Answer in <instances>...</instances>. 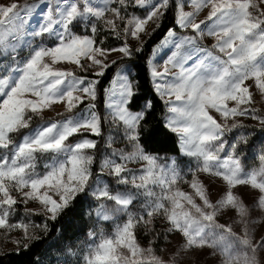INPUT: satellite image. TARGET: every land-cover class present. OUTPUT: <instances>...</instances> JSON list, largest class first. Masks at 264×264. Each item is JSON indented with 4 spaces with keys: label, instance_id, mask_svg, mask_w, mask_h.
<instances>
[{
    "label": "snow or ice",
    "instance_id": "1",
    "mask_svg": "<svg viewBox=\"0 0 264 264\" xmlns=\"http://www.w3.org/2000/svg\"><path fill=\"white\" fill-rule=\"evenodd\" d=\"M40 2L43 9L16 3L0 6V60L11 58V63H0V229L22 230L25 240H35L29 233L30 221L10 222L18 203L36 201L54 221L84 195L95 202L96 225L78 251L68 250L77 256L78 264H169L155 254L153 241L147 248L139 242L138 229L152 231L157 217L167 222L169 233L183 237L181 247L170 257L171 264H178L182 251L192 249H210L209 256H220L219 264H261L258 253L264 251V236L253 243L250 225L257 221L249 219L252 209L233 190L247 186L257 191L254 206L264 211V142L249 166L239 154L248 136L231 143L224 137L245 127L235 118L250 112L264 132V117L247 107L253 95L251 85L245 86L252 80L264 94V9L256 0H188L193 10L184 11V0H176L177 26L190 28L194 35L178 37L169 29L146 62L154 91L168 113L164 126L177 135L179 154L189 158L185 175L191 174L192 179L188 181L175 158L162 164L158 155L146 150L143 139L151 132L146 119L152 102L147 100L133 110L139 86L132 66L117 67L104 88L103 115L96 105L99 78L118 64L108 61V55L114 51L129 59L133 55L127 42L104 48L98 33L111 31L119 37L120 21L123 34L139 40L149 22L160 26L170 0L155 4L152 0ZM129 7L151 10L145 17L125 15ZM205 8L210 9L208 16L197 23ZM78 26L80 32L75 30ZM205 34L215 38L212 49L219 54L200 48L198 41ZM164 47L173 50L163 71H158L154 61ZM25 49L28 55L21 58L19 53ZM142 50L141 45L135 52ZM200 51L203 57L196 55ZM85 60L90 62L87 66ZM65 62L84 72L98 69L93 73L96 79L57 67ZM85 101L84 110L74 113ZM61 103L70 115L43 119L46 110ZM212 110L223 123L210 114ZM36 118L40 121L34 125ZM104 124L127 142L126 148L112 147L116 143L112 133L103 149L97 139L84 135L102 137ZM77 136L81 138L74 139ZM38 157H47L43 172L37 171ZM130 164L141 167L133 169ZM198 173L219 178L226 186L215 202ZM182 181L189 184L191 193L180 188ZM228 210L235 211L238 219L233 223L240 224V233L231 224L217 222L218 215ZM105 224H111V232H106ZM12 242L25 251L30 248L21 240ZM32 264L42 262L33 257ZM63 264L70 261L65 259Z\"/></svg>",
    "mask_w": 264,
    "mask_h": 264
},
{
    "label": "trees",
    "instance_id": "2",
    "mask_svg": "<svg viewBox=\"0 0 264 264\" xmlns=\"http://www.w3.org/2000/svg\"><path fill=\"white\" fill-rule=\"evenodd\" d=\"M148 12L147 8L129 7L125 15L134 14L139 17H145ZM108 16L111 18L110 13ZM117 23L120 24L121 28L119 37L111 31H101L97 35V40H103L104 43L102 46L106 49L118 48L122 46L124 42H127L128 35L125 36L122 32L123 22L118 21ZM169 29H178L176 24L175 0H170V6L162 17L160 26L157 28L155 24L143 41L131 47L133 49L131 59L124 56L116 58L115 60L118 61V64L109 68L104 77L99 78L101 83L98 85L99 95L96 100V105L97 110L103 115L105 113L104 88L109 86V81L112 80L117 67L123 63H128L132 66L133 78L138 82L139 86V94L134 98L132 103L133 110L142 108L147 100H151L152 102V109L148 113L146 119V124L151 132L143 139L146 150L159 157L167 158L174 156L180 165L182 175H185L189 166V158L179 154L177 135L170 132L164 126L165 117L168 113L164 102L154 91L150 69L146 63L151 58L153 49L167 34ZM75 30L80 32L81 28L78 26ZM141 45L143 50L135 52V49L141 47ZM19 55L21 58L26 57L28 55V50L25 49L20 51ZM0 63H11V58L9 57L7 61L0 60ZM2 71L3 69H0V72ZM73 72L78 74V76L96 79L93 75L94 71L92 70L84 72L79 68L75 69ZM249 108L256 110L255 115L264 117V112L260 108L253 105H250ZM251 115L250 112L248 116L237 119L236 121L245 125V127L236 128L228 132L224 137V139L231 143L241 135L248 136V143L241 147L239 154L242 156L246 165L249 166L255 163V154L258 148L261 147L262 142H264V132L259 131L261 125L258 120L252 119ZM42 116L45 120L57 119L56 116ZM39 121L40 118H36L34 125L35 123H39ZM110 133L116 135L115 129L110 128L108 124H104L102 137H92L88 133H84V135H87L88 138L97 139L99 141L98 147L103 149L105 139ZM78 138L81 137L77 136L74 139ZM123 142L124 140L119 135H116V143H114L112 147L118 148ZM125 146L127 147V142ZM45 158L47 157H39V160ZM185 178H188L189 181L192 176L191 174H187ZM184 185L185 183L180 184V186ZM94 205L95 202L90 198L80 195L76 198L71 207L61 213L58 218L53 221L48 219L46 213L34 210L32 212H26L28 208L25 204L22 202L18 203L16 206L17 210L10 218V222L23 220L27 223L30 221L33 227H30L29 233L36 239L25 240L22 230L17 229L7 232L6 230L0 229V264H32L33 257H38L42 264H63L65 259L69 260L70 264H78L77 256L71 255L68 250L72 249L78 251L82 247L83 241L86 240L87 233L96 225V216L92 211ZM153 223L154 229L152 231L145 228L138 229L139 242L142 247L147 248L149 246V241H153L155 254L159 256L166 248L167 231L164 225L157 219H155ZM45 224L47 225V230H45ZM105 230H112L111 224H105ZM262 236H264V234ZM14 240H21L23 243L29 244L30 248L25 251L22 247L13 243L12 241ZM165 261H169V264H171L169 259Z\"/></svg>",
    "mask_w": 264,
    "mask_h": 264
},
{
    "label": "rangeland",
    "instance_id": "3",
    "mask_svg": "<svg viewBox=\"0 0 264 264\" xmlns=\"http://www.w3.org/2000/svg\"><path fill=\"white\" fill-rule=\"evenodd\" d=\"M152 2L155 3H159V0H152ZM176 2V0H175ZM256 2L259 5L260 9H264V4L259 3V0H256ZM16 3L17 5H39L41 9L44 8V4H42L40 2V0H0V6H10L11 4ZM148 11L151 10L150 7L147 8ZM193 9L191 8V6L188 4V0H184V11H192ZM210 9L209 8H205L203 11L200 12V14L196 17V22L199 23V21L201 20H205L206 17L208 16ZM208 23H211L210 21ZM155 22H149V24L146 26V33H141L140 34V38L139 40L133 39L131 37V35H128L127 38V43L130 47L139 44L141 41H143L146 36L148 35V33L150 32V30L155 26ZM175 35L178 37H182V36H186V35H194V33H192V30L189 29H181L178 26V29H174ZM168 33V32H167ZM166 35L161 39V41L157 44L160 45L161 42L165 39ZM215 38L214 37H210L207 34L204 35L202 40L198 41V44L200 46V48L203 49H209L212 50L215 54H219L216 53V50L212 49V45L215 43ZM156 48V47H155ZM173 49L171 47H164L159 54L155 57V64L157 67L158 71H163V66H164V61L167 59L168 55L170 54V52ZM198 57H203L204 56V52L200 51L196 54ZM123 54L118 52V51H114L111 52L108 55V61H112L115 60L116 58H120L122 57ZM152 58V55H151ZM83 63L87 66L90 62L85 60L83 61ZM121 65H129L128 63H123ZM120 65V66H121ZM119 66V67H120ZM57 67L63 68L64 70H68V71H74L75 69H79L76 65L73 64H69V63H62L57 65ZM92 71H97L98 69L96 68H92L90 69ZM173 72H175L176 70L173 69ZM78 76V74H76ZM251 85L250 87V91L252 92L253 95V102L250 105L256 106L258 108H260L261 110H263L264 112V94H261L259 89H257L255 87L254 81L249 80L245 82V86ZM88 101H85V104H82L79 106V108L74 110L75 112H80L83 111L84 108L86 107ZM250 105H248L247 107H249ZM230 106H233V102H230ZM58 113H65L66 115H70L69 113L66 112L65 106L63 103L61 104H57L54 105L51 109L46 110L42 115H51V116H56L57 119H59L60 117H58ZM210 114L213 115L218 122L223 123V118L220 117V115L218 113H216L214 110L210 111ZM168 115V114H167ZM245 116H241V117H236L235 120L243 118ZM232 119L228 120L229 125L232 123ZM27 131V130H26ZM79 139V138H78ZM126 141L124 140V142L122 143V145H120V147L118 148H126L125 146ZM160 163H166L169 159L171 158H175L174 156H170L167 158L164 157H160ZM176 159V158H175ZM47 161V158L43 159V160H37V171L38 172H43L44 171V163ZM129 167L133 168V169H139L141 167L140 164H130ZM199 179H201L206 186H208L209 191L211 193V199L213 200V202H215L216 200H218L220 198L221 195H223V193L226 191V186L224 185L223 181H221L219 178H214L211 177L207 174L204 173H198L197 174ZM188 180V178H186ZM192 179V178H191ZM191 179L189 181H191ZM215 181L214 183L212 181ZM181 183H184L183 181ZM180 183V184H181ZM180 186V185H179ZM180 188L185 191V192H192V189L189 187V184L185 183L184 186H180ZM234 192H236L237 194H239L244 203L247 204L251 209V216H250V220H255L257 221L254 224H251V228L254 230L253 231V243H256L257 240L264 234V211H261L259 208H256L254 206L253 201L255 200V198L258 196V192L255 190H251L249 187L247 186H239L236 189L233 190ZM13 195H15L17 197L18 200H21V196L18 193H13ZM197 203H200L199 199H197ZM28 209L34 210V211H40L43 213H46L45 210L43 209V207L36 201H29L26 205H25ZM47 214V213H46ZM160 223H162V225H164L166 231H167V237H166V248L165 251L162 252L159 257H161L163 260H170V257L172 255V253H174L178 248L181 247L182 243H183V237L176 232H168V225L167 222L161 218V217H157L156 218ZM238 217L236 216L235 211L233 210H228L225 212H222L218 215L217 217V222L221 223V224H231L233 231L240 233L241 230V226L238 223H233L234 220H237ZM106 232H111L110 231H106ZM211 250L210 249H204L203 251L199 250V249H192L190 251H182L180 253V256L178 258H176L178 260V264H219L220 262V256L217 254L216 256H209V252ZM259 257L261 260V264H264V251H260L259 253Z\"/></svg>",
    "mask_w": 264,
    "mask_h": 264
}]
</instances>
